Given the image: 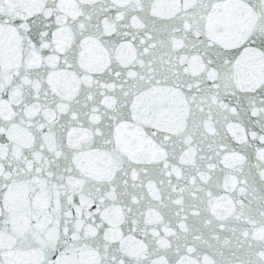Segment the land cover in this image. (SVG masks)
Instances as JSON below:
<instances>
[{
    "label": "snow or ice",
    "instance_id": "snow-or-ice-1",
    "mask_svg": "<svg viewBox=\"0 0 264 264\" xmlns=\"http://www.w3.org/2000/svg\"><path fill=\"white\" fill-rule=\"evenodd\" d=\"M0 264H264V0H0Z\"/></svg>",
    "mask_w": 264,
    "mask_h": 264
}]
</instances>
